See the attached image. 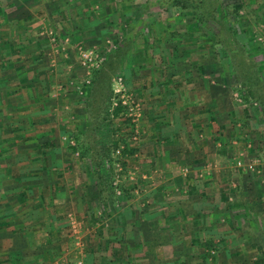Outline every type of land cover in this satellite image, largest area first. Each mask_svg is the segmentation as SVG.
<instances>
[{
  "label": "rangeland",
  "instance_id": "374dc122",
  "mask_svg": "<svg viewBox=\"0 0 264 264\" xmlns=\"http://www.w3.org/2000/svg\"><path fill=\"white\" fill-rule=\"evenodd\" d=\"M45 3L44 10L37 8L36 11L42 14L41 18L50 20L44 22L42 19L35 25L34 20H27L25 25L31 26L28 31L34 39L25 43L27 45L18 46L16 43V50L6 58L13 64L12 72L8 73L13 79L9 82L27 71V78L24 76L22 80L30 76L38 77L40 75L36 71L40 68L46 75L53 73V80L41 79L40 83L45 81L44 88L41 87L45 94L40 99L47 101L48 106L53 102L57 110L66 103L67 116L59 118V127L51 130L43 126L46 124L44 120H47L44 113L30 117L34 113L29 112L31 105L25 104V96L24 99L14 96L16 102L20 100L18 112L13 114L7 106L0 108V143L6 145L4 142L10 141L5 133L7 129L12 130L11 124L22 122L25 123L23 128L15 130L18 136L40 134L39 137L46 135L44 141H50L53 132L56 139L54 153H58L51 155L52 164L61 165L63 155L69 159L70 170L66 169V175L70 172L72 199L64 206L71 214L67 213L68 221L67 215L62 218L64 220L61 219L68 222L63 227L64 239L60 240L61 236L50 237V264H264V255L254 257L259 246L264 249V229L260 230L263 237L259 241L252 240L244 245L243 240H238L232 244L235 250L240 249V255H226L220 250L224 245L221 241L217 242V246L218 243L223 244L208 251L209 247L205 246L208 243L203 245L191 240L200 236L208 238L207 234L221 235L227 216L236 219L237 215L244 213L230 208L238 195L233 191L227 190L226 203L219 201L223 192L227 191H223L221 185L216 190V182L226 179L235 188L249 186V177L261 175L264 164V116L261 106L256 100L250 103L240 100L238 78L232 72L225 80L221 76L222 72L230 71L225 67L228 59L223 49L217 46L210 50L208 46L210 34L218 32L221 21L213 20L207 28H201L193 15L174 12L171 8L161 9L155 0H45ZM240 3L243 7L238 15H228L225 21L237 31L239 42L247 45L250 54L263 63L264 0H221L224 14ZM60 8V12L56 11ZM7 26L13 28L14 24ZM142 31L147 36L144 37ZM170 31L185 32L186 38L181 44L170 42L166 36ZM7 34L1 37L3 40L0 38L1 43L13 38L10 33ZM120 46H123V52L118 55ZM90 53L93 61L84 64L85 54ZM110 56L115 61L116 57L120 58L110 78L114 95L108 110L112 113L119 103L124 105L120 99L123 94H128L130 102L139 106L131 113L125 105L126 111L121 117H111L95 125L93 111L98 119L101 109L95 103L94 71L102 68ZM22 83L26 85V81ZM0 86L4 87V84ZM12 87L18 92L19 86ZM223 89L228 92V97L223 94ZM19 91L25 90L20 88ZM201 91L212 102L224 104L225 101V105L237 111L236 116L230 113L227 118L232 135L228 129L222 130L217 125L220 124L217 119L211 135L212 128H188L185 114L192 115V119L197 116L198 121L207 115L204 112L205 101L202 102L197 95ZM97 96L101 100L100 95ZM115 102L118 104L115 105ZM101 106L103 108V101ZM208 108L212 109L211 106ZM238 119L246 124L240 125ZM90 127L94 132L93 141L100 145L110 144L112 128H120L119 132L127 138L130 146L136 148L133 154H121L124 148L121 145L120 153L118 149L115 152L116 158L121 155L119 160L111 163L103 158L101 161L105 179L117 187V201H110L108 209L99 201L97 183L93 179L97 164L92 158L73 151L77 134ZM223 132L226 136L219 137L220 143L229 145V151L225 153L221 151V145L209 140L211 136L217 138ZM231 136L238 140H228ZM224 138L228 141L225 142ZM187 141L189 147L196 144V152L193 151V157L190 156L188 163L183 164L180 154L188 148ZM32 147L34 145L29 138L23 143L22 151L31 155L28 150ZM190 158L194 161L191 162ZM199 158L213 162L216 171L211 173L214 182L209 179L210 185L201 175L203 172L196 168L195 160ZM206 163L207 160L202 164L205 166ZM65 168H68L67 164ZM228 173L230 175L227 176ZM208 186L215 189L211 190ZM207 198L218 204L210 207L213 222L209 223L205 218L194 224L196 217L191 216L204 208ZM134 203L138 205L133 214L129 204ZM136 211L140 216L136 215ZM145 232L144 242L140 243L138 239L143 238L141 234ZM196 244L201 246L200 249L192 248ZM140 246L151 254V249L163 251L157 257L150 254L143 256L144 250L138 255ZM244 247L247 253H242ZM43 260H46L45 256Z\"/></svg>",
  "mask_w": 264,
  "mask_h": 264
},
{
  "label": "crops",
  "instance_id": "0c3cea01",
  "mask_svg": "<svg viewBox=\"0 0 264 264\" xmlns=\"http://www.w3.org/2000/svg\"><path fill=\"white\" fill-rule=\"evenodd\" d=\"M50 1L54 2V0ZM44 4L46 5L45 0H0V18L2 19L0 21V38L7 33H10V36L13 37L7 39L4 43H1L3 40L1 38V51H3L4 46H6V49H9L8 47H10L9 50L12 52L11 50H16L17 48L16 43L17 45H27L25 43H30L31 39H34V36H30L29 34L30 30L28 31L31 26H26L25 23L27 20L31 19L35 21L33 23L34 25L42 19L44 22L50 20V18L48 19L47 17L41 18L42 14L39 15L38 11H36L37 8H42ZM42 10L44 9L42 8ZM61 10L62 9L60 8L56 11L60 12ZM11 24H14V27L7 28V25L11 26ZM43 28H45V26ZM8 55L0 57V62L7 63L6 58ZM36 72L39 73V78L30 76L27 80H22V77L24 76L27 78L26 75L29 74L27 71L25 74L15 77L13 82H9V79H13L11 76L1 80L0 84H4V87L0 86V108L7 106L11 108V110H9L15 114L18 112L17 108L20 105V100L16 102L14 96L15 98L21 96V99H24L25 96V104L29 103L31 105V110H29V112L34 113V116L30 114V117H38L39 114L44 113L45 119L47 120H44L46 121V124L43 126L50 127L51 130H54L57 126L59 127L58 119L67 116V111L65 110L67 105L64 103L63 107L57 110L58 108L53 102L52 104L50 102L51 105L48 106L46 105L47 101L45 102V100L40 99V97L44 98L43 95L45 94L44 89H42L44 88L43 85H45V81L40 83L41 79L42 81L45 78L53 80L54 76L53 73H49L50 75L44 74V72L41 71V68L39 70L37 69ZM41 73H43L44 76ZM22 81H26L25 86L23 85ZM5 83H7V86ZM10 83H13V85H10ZM14 85L19 86L17 89L18 92L13 90L14 87L12 86ZM20 88L24 89L25 91H19ZM223 94L227 95L228 97V92H224V89ZM197 95L202 100V102L205 101L203 102L204 106H206L204 108V112L207 113V115H204L203 118H200V121H198L196 119L197 116L194 115V119H192V115L185 114V116L188 118L186 120L188 128L189 126L195 129L206 127L210 130L212 128L209 132L211 135L213 134L217 119L220 122V124L217 125L222 130L228 129L229 134L232 135L227 118L229 117L230 113H232L231 115L236 116L237 111L225 105V101L224 104L223 102L221 103L219 101L212 102L210 99H208L207 94H204L202 91L198 92ZM223 99L226 100L225 97H223ZM176 102L179 103L180 101ZM209 106H211V110L208 108ZM63 112L64 115L62 114ZM47 115H49V117H47ZM40 117L43 116L40 115ZM238 122L240 125H244L243 120H239ZM22 124L25 125V123L22 122H14L11 124L12 130L8 131L7 129L5 133L7 136L9 135L8 139L10 141H5L4 144L6 145H2V143H0V264H50V258H48L50 256V237L59 238L61 236L60 240L64 239L63 235L66 234L64 233L63 227L66 226L65 223L68 222H62L61 219L67 215L66 221H68V214H71L68 213V210L65 207V202L68 203L69 200L72 199L71 190L73 188L71 187H73V185H70L69 183L70 172L66 175V169L70 168V162L69 159L63 155L61 165L56 166L55 164H52L50 159L51 155L55 156L58 153H54L56 151V139L55 136L52 135L53 132L50 134V141L47 139V141L50 142V147L46 149V151H42L41 149L39 150L37 146L41 142H45L43 140L45 136L39 138L40 134L32 135V137H22L16 135L17 131L15 130L18 128L22 129ZM224 135L225 134L223 132L222 134L220 133L217 138H215L216 136H211V139H209L213 140L214 144L216 142L218 145H221L220 149L223 153L229 151V145H222L220 143L221 141L219 137L222 138ZM29 138L31 143L34 145L32 149L28 150L31 152V155L26 153L27 151H22L23 143ZM230 139L238 140L236 137L234 138L232 136L228 138V140ZM223 140H225V142L228 141L227 138H224ZM260 140L262 139L260 138ZM256 141L258 143V140ZM247 144L249 146L251 145L250 142H247ZM187 145L188 148H186L184 152L180 154V159L182 160L183 164L188 163V158L190 156L193 157L196 152V144H194L192 147H189V143L187 141ZM2 147L5 148L2 149ZM56 159L57 158L55 157V160ZM172 160H174V158ZM205 160H207V163L204 166L202 163ZM190 161H194V158H190ZM204 161L203 158L196 159L195 165L199 171L203 172L201 175L205 177L207 181H209V179L212 180L211 173H214L216 170L213 167V162H210L208 159H204ZM66 164L68 168H65ZM262 169L261 175L258 174L256 176L253 175L249 177L247 181L249 186L242 185V183L239 181V184L242 186H236L235 188L233 187V183L231 184V181L226 179H224L222 182H216L217 185H215V188L221 185V189H223V191L229 190L238 194L237 200L233 205L230 206V208L236 209L239 212L243 211L244 213L237 215L236 219L235 217L229 218L227 216L225 218L227 224L222 229L221 235L207 234L208 238L204 239V236H200V238L191 239L192 242L196 241L202 244L205 242L207 244L210 243L209 241H213L217 246V242L221 241L224 243V245H222L223 247L220 250L225 252L226 255L232 256L235 254H241L240 249L235 250V248H232V244L234 242L243 240L244 245H246V243L249 241H259V239L263 237L260 234V230L264 229V164L262 165ZM223 175L225 174L223 173ZM228 175H230V173H228L227 176ZM50 178H52V181H50ZM59 178H61L62 181ZM7 181L10 183L6 184ZM12 182H19V184H11ZM213 182L214 180H212L211 183ZM196 185L203 184L196 183ZM208 185H210V181L208 182ZM208 188L211 190L215 189L213 186H208ZM227 196L228 191L223 192V195L219 201L221 203H226L225 201L227 200ZM195 200L199 199L196 198ZM204 204V208L201 207V209L193 212L191 218L196 217L193 219L194 224L197 222H202V220L205 218L209 223L213 222L212 208L210 207L214 204H218L215 203V200H211L209 198H207ZM129 205L133 206V208L129 206V209H132V213L134 214L135 211L133 209H135L138 204L134 203ZM178 206L182 210V207L179 204ZM143 212L144 218L145 211ZM159 212L162 211L160 210ZM225 214L228 215L227 213ZM136 215H138L137 211ZM139 221L140 220L138 219L137 223ZM158 225L159 228L160 224L158 223ZM236 225L238 228H232V226ZM157 232H160V230ZM145 234L146 232L141 234L143 235V238L140 237L138 239L140 243L144 242L142 240L145 238ZM223 243L218 244L221 245ZM237 245L240 244L238 243ZM244 245L242 244V246ZM142 246H140L137 250L138 255H141V251L145 248ZM205 246L207 247V245ZM200 247L201 246L196 244L192 248L198 250ZM212 249H215V247ZM244 249H246V247L241 249L242 253H247L248 251ZM162 251L163 249H151L152 254L150 251L147 252L146 250L142 251V253L143 256L145 254H150L157 257L161 255ZM263 255L264 249L263 247L259 246L258 251L256 254H254V257L258 258ZM43 256L46 257V260H43Z\"/></svg>",
  "mask_w": 264,
  "mask_h": 264
},
{
  "label": "trees",
  "instance_id": "16d2710c",
  "mask_svg": "<svg viewBox=\"0 0 264 264\" xmlns=\"http://www.w3.org/2000/svg\"><path fill=\"white\" fill-rule=\"evenodd\" d=\"M155 2L161 7V9L171 8L174 12L179 11L183 14L189 13L190 15H193L196 17L201 28H207L208 24L213 20L217 22L221 21L220 28L222 31L219 28L218 32L210 34L211 37L209 41L211 42H209L210 44L208 45L210 50H213L217 46H221L223 53L227 56L228 61L226 62L225 67L227 69L230 68V71L222 72L221 76L225 80V78L227 79V74H230V72L234 73L235 78H238L239 83L241 84V100L244 103H250L253 100L259 102L261 112L264 116V62L259 63L256 60V57H253L252 54H250L247 45L239 42L237 31L225 21V18L226 16L228 17V15H238L243 4H236L233 10L229 11L228 14H224L225 11L222 9L221 0H155ZM224 33L226 35H224ZM142 34L144 37L147 36L143 31ZM166 36L170 42L181 44V41L186 38V33L170 31L166 33ZM127 43L128 40L126 41V44ZM122 47L123 46H120L119 50H117L118 55L120 52H123ZM6 48L7 47L4 46L3 51L0 50V57L6 56L10 53V47H8L9 49ZM120 57H116V61H118ZM116 61L115 59L112 60V57L110 56L102 68L94 71L93 88L94 93L96 94H94L95 103H97L98 108H100L101 111L104 108L102 113H100L101 111L98 113V119L93 111L92 118H96L95 125L103 121L106 122V120L111 117H121L126 111V106L121 105L120 103L114 108L112 113L108 110L111 106L112 97L114 95L110 85V78L117 68ZM11 65L13 64L8 61L7 63L0 62V81L4 80L6 77L8 78V73L12 72ZM97 95H100L101 100ZM101 101L104 102L103 108L102 106L99 107ZM245 124L246 123L244 122V125ZM95 125L94 127H96ZM91 127L90 129H84L77 134L76 145L73 146V151H79L82 156L92 158L97 164L98 169L95 171L96 174L93 175V179L97 183L98 199L103 203L104 208L108 209L110 201H117V187L113 186L110 180L105 179V175L102 173L103 164L101 161L103 158L109 159L111 163L119 160L121 155H118V158H116L115 152L121 145H124L121 154H133L136 152V148L130 146L127 138L119 132L120 128H112V140L110 144L100 145L98 142L93 141L94 132ZM44 136L40 137L46 138V135ZM37 147L39 150L46 151V149L50 147V142H41ZM4 148L5 147H2V149ZM101 229H103V227L99 229L100 233L102 231ZM212 242L207 244V247H209L208 251L216 247V243Z\"/></svg>",
  "mask_w": 264,
  "mask_h": 264
},
{
  "label": "built area",
  "instance_id": "2783aa9c",
  "mask_svg": "<svg viewBox=\"0 0 264 264\" xmlns=\"http://www.w3.org/2000/svg\"><path fill=\"white\" fill-rule=\"evenodd\" d=\"M85 61L84 64L88 61H93V56L90 54H85ZM117 91H120L119 89ZM121 102L128 106L129 112L133 113L136 109H138V104L134 105L133 102H130V96L128 94H123L120 96ZM118 102H115V105H117ZM118 153H120V149L117 150ZM241 164V162H239Z\"/></svg>",
  "mask_w": 264,
  "mask_h": 264
}]
</instances>
